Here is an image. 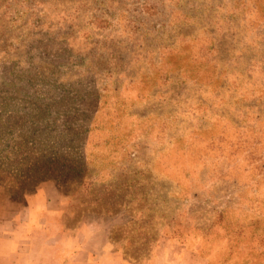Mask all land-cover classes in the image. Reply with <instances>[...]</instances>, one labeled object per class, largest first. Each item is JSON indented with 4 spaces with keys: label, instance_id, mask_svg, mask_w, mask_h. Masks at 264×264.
Segmentation results:
<instances>
[{
    "label": "rangeland",
    "instance_id": "374dc122",
    "mask_svg": "<svg viewBox=\"0 0 264 264\" xmlns=\"http://www.w3.org/2000/svg\"><path fill=\"white\" fill-rule=\"evenodd\" d=\"M48 185L134 264H264V0H0V210Z\"/></svg>",
    "mask_w": 264,
    "mask_h": 264
},
{
    "label": "crops",
    "instance_id": "0c3cea01",
    "mask_svg": "<svg viewBox=\"0 0 264 264\" xmlns=\"http://www.w3.org/2000/svg\"><path fill=\"white\" fill-rule=\"evenodd\" d=\"M25 201L23 211L9 201L8 209L0 210V264H134L112 245L111 219L88 217L69 228L68 212L50 185ZM146 264L188 263L158 255Z\"/></svg>",
    "mask_w": 264,
    "mask_h": 264
}]
</instances>
